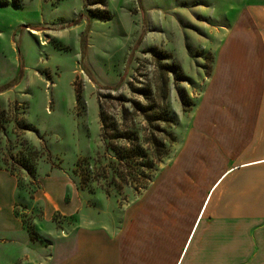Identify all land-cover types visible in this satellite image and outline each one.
Returning <instances> with one entry per match:
<instances>
[{
  "label": "rangeland",
  "instance_id": "1",
  "mask_svg": "<svg viewBox=\"0 0 264 264\" xmlns=\"http://www.w3.org/2000/svg\"><path fill=\"white\" fill-rule=\"evenodd\" d=\"M240 3L0 0V173L13 179L16 191L8 192L18 198L15 212L38 243L31 254H56L59 242L74 241L83 229L103 236L123 229L128 211L143 206L147 189L174 175L211 73L215 31L237 16ZM146 91L156 103L164 101L160 107L173 120L170 128L161 126L172 131L174 143L168 144L166 133L156 134L169 149L161 160L149 144L151 124L131 102L150 103ZM101 108L121 132L138 130L137 143L154 166L142 169L136 181L126 166L121 169L124 161L106 150ZM31 165L34 174L25 170ZM111 178L118 188L109 187ZM156 187L151 193L158 199L165 188ZM5 190L0 180V192ZM6 244L0 257L13 251Z\"/></svg>",
  "mask_w": 264,
  "mask_h": 264
},
{
  "label": "crops",
  "instance_id": "2",
  "mask_svg": "<svg viewBox=\"0 0 264 264\" xmlns=\"http://www.w3.org/2000/svg\"><path fill=\"white\" fill-rule=\"evenodd\" d=\"M215 32L211 73L174 175L147 189L123 229H83L38 257L8 192L15 183L0 173V249H13L1 264H264V0H243ZM154 185L165 188L158 199Z\"/></svg>",
  "mask_w": 264,
  "mask_h": 264
},
{
  "label": "trees",
  "instance_id": "3",
  "mask_svg": "<svg viewBox=\"0 0 264 264\" xmlns=\"http://www.w3.org/2000/svg\"><path fill=\"white\" fill-rule=\"evenodd\" d=\"M143 94L146 99L151 100L150 103L147 101L146 105H144L143 103H140L138 101H131V102L133 104V108L135 112L141 114L144 120L148 124H151L152 134L150 136L149 144L152 146L153 150H155V154L158 157V159L161 160L163 157L167 156L169 149L166 147L163 140L160 139L158 135L156 134H160L164 132L166 133L168 144L171 145L172 143H174L175 136L172 133V131L161 126L162 123L167 124L168 127L172 126L173 120L169 116L168 108L163 109L160 107V105H162L164 101H161L160 103H156L154 100H152V97L150 96L149 91L148 92L146 91ZM181 100L184 103V100L182 99V97H181ZM108 118L109 117L105 115L103 109L101 108L99 110L100 129L102 131V138L104 139V142H106V150L108 151V153L114 155L113 158L119 159V161L121 160L124 161L120 163L121 169L124 170V167L126 166L128 169L127 172L129 173V175L133 176V178H131L132 181H136L137 176L143 173V171H141L142 169L144 170H147L148 168L151 169L154 165L152 161H150V158L147 155L146 150L139 143H137L138 130L136 128H133L132 133H126L125 131L121 132L118 129V126L115 122L108 123L109 121V120L107 121ZM106 130H109V132H107ZM107 139L109 140V142L111 140L115 141L117 139L118 140L124 139L128 143L126 145H122V144H117V142L115 141V145H114L113 143H109ZM33 167H34L33 165L29 167H25V170L30 172L31 174H34ZM116 170H119V168L117 167ZM115 174L121 176L120 173L115 172ZM143 175H145V173ZM149 181H151V178L146 177L145 182L148 183ZM147 183L146 184L144 183V185L141 188H146L148 185ZM108 185L109 187L113 186V187L118 188L115 182H113L112 178L108 182ZM136 186H138V188L140 187V185H136ZM104 192L108 195L110 193V190L107 189V187H105Z\"/></svg>",
  "mask_w": 264,
  "mask_h": 264
}]
</instances>
